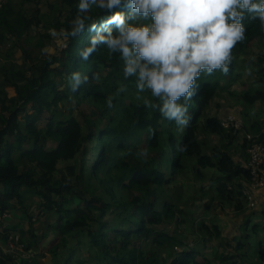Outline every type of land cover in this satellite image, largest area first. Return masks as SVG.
Wrapping results in <instances>:
<instances>
[{
	"label": "trees",
	"instance_id": "trees-1",
	"mask_svg": "<svg viewBox=\"0 0 264 264\" xmlns=\"http://www.w3.org/2000/svg\"><path fill=\"white\" fill-rule=\"evenodd\" d=\"M15 2L11 0L0 10V19L3 18L9 33L17 34L18 26L22 32L43 23L46 33L23 39L19 48L24 67L12 71L3 67L7 85L15 92L0 90V216L13 209L24 211L30 219L35 215L55 217L56 223L51 226L60 243L54 251L49 250L55 258L56 251L58 254L63 247L56 264H69L79 249L94 255L99 264H253L250 254L241 252L248 242L238 236L236 243L227 241L220 247L183 249L182 239L170 231L169 225L177 226V209L171 202L159 204L158 190L184 172L188 159L196 157L203 168L218 169L222 174L218 192L229 201L235 199L236 208L242 209V201L232 196L229 185L241 175L250 179L248 167L238 164L228 153L218 156V160L203 155L198 130L213 98L227 89L228 80L238 75L235 54L254 40L264 39V25L249 16L243 19L245 39L232 50L229 73L201 75L191 100H181L186 103L190 120L180 128L164 119L157 108L146 106L145 100L150 104H157L158 100L147 90L138 92L135 77L125 78L124 61L118 52L94 43V38L109 27L115 30L114 25L107 23L111 13L95 5L84 13L78 8L80 0H57L50 5V12L54 9L57 13L39 17L28 15L26 9L16 10ZM32 8L39 11L36 6ZM10 14L17 16V26L12 25ZM77 18L83 19L84 29L73 35ZM51 28L60 33L63 44L55 52L45 54L44 39H53L48 32ZM6 35L0 31V44ZM77 73L86 77L87 82L73 90L72 76ZM60 85L65 87L61 89ZM243 99L250 104L263 102L264 91L253 87L243 94ZM65 100L74 104L81 120L74 111L67 115L68 109L61 106ZM85 103L90 104L89 115L82 109ZM45 113L49 120L42 127L36 124V116ZM203 126L214 133L226 130L218 117H207ZM252 127L257 130L258 124ZM141 133L146 134L142 150L150 155L151 162L136 170L129 153ZM89 143L97 149L91 165L87 155ZM60 161L74 164L58 177ZM239 194L242 195L240 191ZM4 225L0 221V244L9 242L10 233L21 224ZM258 227L254 225L255 234ZM202 228L211 239L223 232L220 226L207 223ZM20 232L27 235L23 228ZM31 234L37 240L44 237L35 231ZM250 236L246 238L249 240ZM69 239L76 242L77 248L69 244ZM257 244V256L263 261L264 242ZM162 247L170 248L173 258L164 262L159 252ZM13 260L1 252L0 245V264H12ZM22 261L30 264L29 260ZM78 263L84 264L83 260Z\"/></svg>",
	"mask_w": 264,
	"mask_h": 264
},
{
	"label": "rangeland",
	"instance_id": "rangeland-1",
	"mask_svg": "<svg viewBox=\"0 0 264 264\" xmlns=\"http://www.w3.org/2000/svg\"><path fill=\"white\" fill-rule=\"evenodd\" d=\"M10 1L11 0H8L7 3ZM15 1L16 10L19 8L26 9L28 15L36 14L39 17H41L44 13H49L51 10L50 5L57 2V0H32V2L23 0ZM32 6L39 8V11L37 9L34 10ZM2 8H0V10ZM54 12L57 13L56 10L52 9L50 14L53 15ZM64 14L66 15L67 12ZM9 19L12 25L17 26V16L15 14H10ZM2 20L3 18L0 19V31L4 32L5 35L9 34L10 29L5 23H2ZM34 28H27L20 32L21 28L18 26L16 35L22 34L23 32L25 34L27 33V36L31 33V35L46 33L44 23L38 28ZM48 32L53 35V39H44L46 40V46L42 52L45 54L47 52H55L57 48L63 44V41L60 38L61 35L55 28H51ZM21 38H23V36ZM21 38L18 42L19 44L17 43L15 46L18 49H20L19 46L22 45ZM9 43H13L12 40H9L5 46L3 43L1 47L6 48ZM10 45L12 46V44ZM11 46H9V48ZM12 52L14 51L10 50L8 58H13ZM21 58H23V55ZM235 58L238 60L236 68V74L238 75L236 76V79L231 81L228 80L226 82V85H229L225 86L227 89L223 91L221 90L206 108L198 130V137L202 143L203 155L211 156L212 159L218 160V156L220 157V155L228 153L231 154L238 164L248 167L250 157V139H248L247 135L257 138L256 136L263 132L264 101L250 104L243 99V94L253 87L260 88L264 91V39L258 38L245 47L244 51H237ZM24 66V63L23 66L22 64H18L17 67H14V69ZM64 80H66L65 75ZM0 86H2L1 83ZM9 87L15 91L12 86ZM64 87L65 85H60L61 89ZM11 94H13V92H11ZM61 106L64 107L65 111L68 109L67 115L74 111L75 108L74 104H72L69 100H65ZM82 109L86 114H90L91 107L89 103H85L84 106H82ZM74 112L76 115H79L81 120L82 116L80 115V112ZM229 115H237L241 118L243 124L245 122L244 128L241 130L226 129L227 131L225 130V132L214 133L203 126L207 117H218L222 123V120ZM48 116L49 115L47 113L36 116V124L44 127L49 120ZM254 123L258 124L257 130L252 127V124ZM145 140L146 134H139L135 142H133L134 146L131 147L129 153L131 162L134 164L136 170L149 166L151 162V157L147 152L146 155L142 154L145 153L144 150H142L143 146H145ZM92 145L95 144L89 143L87 145V155L90 159L88 161V165H91L90 162H93V158L97 155V149H94ZM82 158L83 157L81 155L80 160H82ZM73 164L74 161H60L57 165L59 170L57 173L58 177L66 174L68 172L67 168ZM166 166L167 165L164 162L163 168H166ZM186 166L187 167L184 172L175 175L171 183L164 185L158 190V194L160 196L158 203L161 204L165 201L171 202L177 209L176 222L178 224L177 226H173L172 223L169 225L170 231H173L174 234L182 239L183 244L185 245L183 249H206L213 246L220 247L219 244L227 243V241L236 243L235 238L238 236V238L243 240V242H248L247 247L241 250L242 254L247 251L252 257L253 264H264V260H260L257 256V242H264V214L261 212L262 210L264 211V198L261 200L262 203L260 205L258 203L260 192L263 191L261 188L263 187L253 188L252 186L254 182L251 177L246 180L244 179V176H238L235 182L229 185V189L232 190V196H236L242 201L243 207L239 210L236 208L237 203L235 199L234 201H229L221 197L220 192H218V186L222 174L216 167L203 168L198 163V158L196 157L188 159L186 161ZM90 189L91 188L86 189V191ZM244 190L250 192L251 199H247V196L244 195ZM239 191L242 195L239 194ZM30 201L31 197L28 198V202ZM253 201L255 202V205H253ZM261 205L263 206L261 210H259L258 208H260ZM248 220H251V222L247 225L246 223ZM0 221L5 225L21 224L17 228H14L13 232L10 233L12 238L9 242L3 241L0 244L1 252L14 258L12 264H27L22 260H29L30 264L32 261L36 262V264H56L57 260L61 259V255L63 254L61 250L63 247L60 248L58 254L56 251L55 254L57 256L55 258L49 250L52 248V251H54L57 248L56 246L60 243L57 236L58 233L52 230L51 226L56 223L55 217L46 215L38 218L35 215L33 219H30L29 215H27L24 211L12 209V211L8 212L4 216H0ZM204 223H207L211 227L213 225L220 226L223 230L222 234L211 239L208 233H206L202 228ZM255 224L259 225L257 234L254 233L253 229ZM4 226H2L3 229ZM21 228L26 231V236L21 234ZM31 231H35V233L44 237L37 240L34 236H32ZM246 235H251L252 237L250 236L248 240ZM68 241L73 248H77L75 241L73 242L70 239ZM73 243L74 245H72ZM111 244L112 246L114 245L113 243ZM143 244L146 246V243ZM148 245H152V242ZM180 249H182V247H180L179 250ZM227 251H232V249L228 248ZM159 252L164 262L170 260L174 256V252L170 248L162 247ZM42 255L44 257H42ZM39 256L42 258H39ZM56 258L58 259L56 260ZM80 260H83L84 264H99L94 255L88 253V251L83 252L81 249L77 251L73 259L68 263L79 264L78 262ZM244 264L248 263L245 261Z\"/></svg>",
	"mask_w": 264,
	"mask_h": 264
},
{
	"label": "clouds",
	"instance_id": "clouds-1",
	"mask_svg": "<svg viewBox=\"0 0 264 264\" xmlns=\"http://www.w3.org/2000/svg\"><path fill=\"white\" fill-rule=\"evenodd\" d=\"M93 5L111 13L107 23L115 28L94 43L118 52L125 78L135 77L137 91L158 100L146 106L180 128L190 120L181 100H191L201 75L229 73L232 50L245 39L243 19L264 25V0H80L78 8L86 13ZM75 24L73 35L84 29L83 19ZM72 81L75 90L87 78L77 73Z\"/></svg>",
	"mask_w": 264,
	"mask_h": 264
},
{
	"label": "built area",
	"instance_id": "built-area-1",
	"mask_svg": "<svg viewBox=\"0 0 264 264\" xmlns=\"http://www.w3.org/2000/svg\"><path fill=\"white\" fill-rule=\"evenodd\" d=\"M7 1L8 0H0V8H2ZM244 125L245 122L243 124L241 118L237 115H229L222 120V126L227 130H241L244 128ZM247 137L250 139L248 169L250 171L252 181L254 182L252 187H263L261 190L264 191V130L260 135L256 136L257 138H253L251 135H247ZM244 195L247 196V199H251V194L247 190H244ZM252 203L255 205L254 201Z\"/></svg>",
	"mask_w": 264,
	"mask_h": 264
},
{
	"label": "crops",
	"instance_id": "crops-1",
	"mask_svg": "<svg viewBox=\"0 0 264 264\" xmlns=\"http://www.w3.org/2000/svg\"><path fill=\"white\" fill-rule=\"evenodd\" d=\"M32 28H34V27H32ZM34 29H36V27L34 28ZM21 32V31H20ZM10 34V35H9ZM9 34H7L6 35V39H5V41L3 42L4 43V46H5V44L9 41V40H12V42L13 43H9V45L7 44V46H6V48H4V47H1V45H3V43L2 44H0V47H1V51H0V83L2 84V86H0V90H2V89H7L8 90V92H9V94H11V92H15L13 89H11L9 86H5V85H7V79H6V76H5V74H4V72H3V67H6L7 68V70H9V69H11V71L14 69V67L16 66L17 67V65L18 64H22V66H23V63H22V61H23V58H21V51H20V49H18L17 47H15L16 46V44L20 41V37H19V35H16V34H11V33H9ZM30 34V33H29ZM32 34V33H31ZM31 34L29 35V36H27V33L25 34V33H23V38H21V40H22V43H24L23 41V39H25L26 37H30L31 36ZM33 36V35H32ZM10 44H12V46L10 45ZM19 44V43H18ZM9 46H11L10 48H9ZM13 47H15L14 49H12ZM10 50H13L14 52H12V55H13V58L11 59V58H8L9 57V55H10ZM11 59V60H10ZM22 60V61H21ZM25 65V64H24ZM22 68V67H21ZM11 71H9V74H10V72ZM0 94H1V91H0ZM260 196L262 197V196H264V191H261L260 192ZM263 198V197H262ZM258 199V203H259V205L262 203V201L261 200H263V199ZM257 203V204H258Z\"/></svg>",
	"mask_w": 264,
	"mask_h": 264
}]
</instances>
